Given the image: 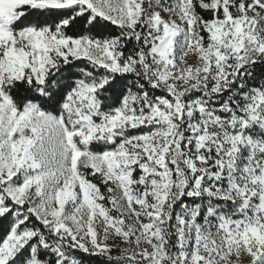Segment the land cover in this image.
Here are the masks:
<instances>
[{"label":"snow or ice","instance_id":"snow-or-ice-1","mask_svg":"<svg viewBox=\"0 0 264 264\" xmlns=\"http://www.w3.org/2000/svg\"><path fill=\"white\" fill-rule=\"evenodd\" d=\"M0 264H264V0H0Z\"/></svg>","mask_w":264,"mask_h":264}]
</instances>
